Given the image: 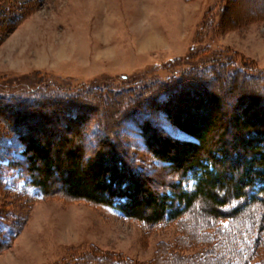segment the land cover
Masks as SVG:
<instances>
[{"label": "rangeland", "instance_id": "374dc122", "mask_svg": "<svg viewBox=\"0 0 264 264\" xmlns=\"http://www.w3.org/2000/svg\"><path fill=\"white\" fill-rule=\"evenodd\" d=\"M214 61L228 62L232 71L264 86V0H0V216L6 219L0 227L12 236L0 251V264H213L226 251L244 252L233 241L251 223L249 213L261 217L264 227L263 208L255 215L249 208L234 223L210 221L195 208L175 221L146 224L67 196L64 170L54 175L52 193L43 196L20 169L8 167L18 152L4 124L32 138L44 130L53 144L64 138L86 148V138H98L105 129L116 151L130 147L139 167L152 174L150 188L168 190L175 173L155 171L130 128L156 117L158 103L148 100L156 84ZM216 74L230 79L221 70ZM224 82L205 85L221 98L223 124L242 97ZM45 95H76L80 119L67 122L66 104L5 100L39 101ZM259 261L264 247L252 264Z\"/></svg>", "mask_w": 264, "mask_h": 264}, {"label": "trees", "instance_id": "16d2710c", "mask_svg": "<svg viewBox=\"0 0 264 264\" xmlns=\"http://www.w3.org/2000/svg\"><path fill=\"white\" fill-rule=\"evenodd\" d=\"M199 66L156 84L154 95L150 93L148 99L158 103V109L154 110L156 117L141 118L139 125L130 128L140 150L148 154L157 167L155 171L175 173L174 177L170 176L174 182L169 184L168 190L157 193L150 188L148 181H153L152 174L139 167L129 153L130 147L116 151L117 144L105 129L99 131L98 138L93 133L86 138L90 148L73 145V140L64 138L53 144L46 131L41 132L42 140V137L32 138L29 132L25 134L19 128L4 124L2 116L5 131L10 133L18 152V156L9 157L8 167L20 169L26 183L43 196L52 193L54 175L64 170L62 189L67 196L113 208L127 219L146 224L175 221L195 208H200L210 221H241L252 207L256 209L255 215L256 211L264 209V109L260 106L264 102V86L256 85L257 78L232 71L228 62L214 61ZM219 70L230 74V79L216 74ZM211 79L216 85L221 80L226 81L243 97L225 122L228 126L222 121L225 114L221 98L211 92L212 88L205 87ZM239 80L243 83L238 88L234 83ZM196 92L199 95L193 94ZM173 97L178 100L171 103ZM40 99L5 100L14 104L41 105L46 101L66 104L70 117L67 122L80 119L76 95H45ZM46 119L43 116V122ZM231 126L232 140L228 144L226 134ZM78 135V132L74 134V140ZM254 217L252 213L246 216L251 223L233 241V244L240 241L244 252L226 251L213 264H252L257 249L264 247L261 217L259 221ZM0 218V226H3L1 223L6 219ZM262 220L264 222V217ZM11 237L0 227V251L11 245ZM244 241L249 243L248 247ZM255 264H264V261Z\"/></svg>", "mask_w": 264, "mask_h": 264}, {"label": "bare ground", "instance_id": "6f19581e", "mask_svg": "<svg viewBox=\"0 0 264 264\" xmlns=\"http://www.w3.org/2000/svg\"><path fill=\"white\" fill-rule=\"evenodd\" d=\"M101 118H103V117H101Z\"/></svg>", "mask_w": 264, "mask_h": 264}]
</instances>
